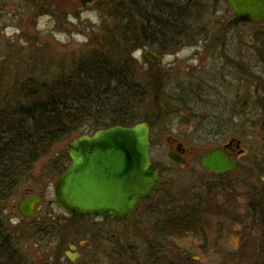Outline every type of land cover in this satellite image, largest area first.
<instances>
[{
    "label": "rangeland",
    "instance_id": "rangeland-1",
    "mask_svg": "<svg viewBox=\"0 0 264 264\" xmlns=\"http://www.w3.org/2000/svg\"><path fill=\"white\" fill-rule=\"evenodd\" d=\"M216 7L213 22L207 17L197 26L203 38L162 55L161 65L169 73L164 95L171 110L158 114L152 103L145 101L134 111L140 120L157 127L149 152L161 173L152 200L140 204L126 220L71 217L56 200L58 176L49 174L44 163L66 155L65 144L55 147L5 206L9 225L18 234L25 233L22 251L32 257L31 264H42L45 248L52 242L63 255L67 244L83 242L87 248L82 251L91 256L87 264H188L174 242L159 234L163 212L168 209L160 215L153 210L159 199L174 202L178 208L200 204L203 230L197 246L192 247L195 264H261L264 85L255 77L264 78V25L239 23L235 27L236 18L227 0H216ZM102 16L101 10H86L75 0H0V75L14 68L17 80L52 77L59 66H69L99 35L105 21ZM148 50L135 51L132 59L138 64L148 62L149 67L143 70L149 68L153 73V63L144 58ZM170 130L188 150L190 162L184 167L168 158ZM233 139L241 141L246 152L240 170L224 179L201 166L200 158L209 149ZM26 191L42 197L37 216L27 222L17 210ZM48 221L54 230L45 232ZM52 232L60 234L51 238ZM85 259L77 264H86Z\"/></svg>",
    "mask_w": 264,
    "mask_h": 264
},
{
    "label": "trees",
    "instance_id": "trees-1",
    "mask_svg": "<svg viewBox=\"0 0 264 264\" xmlns=\"http://www.w3.org/2000/svg\"><path fill=\"white\" fill-rule=\"evenodd\" d=\"M94 8L102 11L103 29L69 66H59L48 79L17 80L14 68L0 75V264H28L22 251L25 233L15 232L4 211L37 161L84 134L142 122L152 126L134 111L145 101L158 114L168 111L165 78L147 75L132 59L133 53L149 47L161 56L173 54L187 42L203 38L197 26L207 17L213 22L217 12L216 0H99ZM238 24L235 19L233 26ZM152 67L153 73L160 71ZM255 78L264 85V78ZM262 106L264 113V98ZM67 155L66 150L64 162L69 161ZM154 193L141 204L152 200ZM161 201L153 208L159 215L168 208L159 234L174 242L185 262L195 264L192 247L203 230L200 204L178 208L174 202ZM50 224L44 226L45 232L54 230ZM259 259L264 264V246Z\"/></svg>",
    "mask_w": 264,
    "mask_h": 264
},
{
    "label": "water",
    "instance_id": "water-1",
    "mask_svg": "<svg viewBox=\"0 0 264 264\" xmlns=\"http://www.w3.org/2000/svg\"><path fill=\"white\" fill-rule=\"evenodd\" d=\"M85 9H91L98 0H78ZM230 11L241 24L264 23V0H227ZM146 57L159 62L152 52ZM148 123L131 127L114 126L83 135L68 146L72 161L61 175L56 187L57 203L73 217L92 215L128 219L138 200L148 198L160 185V168L150 158L151 142ZM238 150L237 158L232 151ZM230 151V152H228ZM245 154L241 141L231 140L224 146L209 150L200 158V164L215 176L233 174L240 167L239 157ZM170 161L185 166L186 161L171 151ZM41 198L30 197L19 205L23 219L36 216Z\"/></svg>",
    "mask_w": 264,
    "mask_h": 264
},
{
    "label": "flooded vegetation",
    "instance_id": "flooded-vegetation-1",
    "mask_svg": "<svg viewBox=\"0 0 264 264\" xmlns=\"http://www.w3.org/2000/svg\"><path fill=\"white\" fill-rule=\"evenodd\" d=\"M144 58L149 60V58L146 57V56ZM161 58H163V56ZM220 58H222V57L220 56ZM227 63L228 62L225 61V64H227ZM156 64H157L156 67L158 69H161V70L158 71V72H155V73H151V71L148 68V70L146 69L147 70V75H154V76H158V77H167V76H169V73H168L167 69L166 70L163 69V67L161 65L162 64V59H161V61L159 63H156ZM139 65H140L141 69L149 67V63L148 62H146L145 64L139 63ZM146 65H148V66L146 67ZM167 79H169V78H167ZM220 84L221 83H219V85ZM188 90H189V88H188ZM158 107L159 108H163V106H161V105H159ZM149 125H150V130L149 131H150V140H151V137L155 133L154 130H157V127L155 126V124H152V126H151V124H149ZM163 131H167V130L164 129ZM159 132L161 133V131H159ZM168 138L169 139L166 140V141H167V144L169 146V152L171 151L177 157H180L181 159L186 161V165H188L189 162H190L189 161L190 158L187 156V151L188 150L185 147V144L182 143L181 140H179L178 138L173 137V131H171V130H170V134H169ZM151 144H152V140H151ZM236 153H237V150L232 151V155H233L234 158H236ZM46 158L47 157L42 158L39 161H37L35 166L37 164H39L42 160H45ZM63 159L64 158H59L58 160L52 159V161H50L51 160L50 159L48 162L44 161V163H47L46 167H48L46 169V171L48 172V170H50L49 174H51L53 172V173H55L58 176V179L56 181V185H57V182H58L59 178L61 177V175L63 173H65L69 169V167L72 165V162H71L70 158H69V161H67V162L66 161L64 162ZM44 163L41 162L40 165H42ZM56 185H55V187H56ZM26 195H25V199L23 198V200L20 203L24 202L29 197L34 196V195H38V194L30 193V191H26ZM92 217H99V216H92ZM49 234L51 235V238H57L60 233H53L52 232V233H49ZM48 244H49L48 247L45 248V252L46 253L43 254L45 259L43 260L42 264H77L79 261H81V259H85V258H87V259L84 260L86 264L89 263V261H90V258H91L90 254L82 251L83 247L87 248L86 245H83V242H80L78 245L67 244V246H66V250L67 251H65L64 255L61 253V251H59L58 247H55V246L52 245V244H55V243L52 242V243H48ZM87 244H88V242H87ZM50 245H52V246H50ZM30 259H32V257L31 256H27V254H25L24 260L28 264H31L29 262Z\"/></svg>",
    "mask_w": 264,
    "mask_h": 264
},
{
    "label": "bare ground",
    "instance_id": "bare-ground-1",
    "mask_svg": "<svg viewBox=\"0 0 264 264\" xmlns=\"http://www.w3.org/2000/svg\"><path fill=\"white\" fill-rule=\"evenodd\" d=\"M137 51H140V50H137ZM148 51H149V52H152L153 54H157V53L154 52L153 50H148ZM224 59H225V61H229V60L227 59V56H224ZM162 78H163V77H162ZM164 78H165V83H164L163 85H164V89H165V88H166V85H165V84H166V80H167L168 77H164ZM93 134H95V132H94V133H91V134H87V135L92 136ZM208 151H209V150H208ZM67 154L69 155V153H67ZM68 155H67V156H68ZM68 157H69V156H68ZM69 158H70V157H69ZM150 158H151V156H150ZM151 161H152V159H151ZM152 163H154V162L152 161ZM154 164H156V163H154ZM156 165H157V164H156ZM158 166H159V165H158ZM181 167H184V166H181ZM159 168H160V167H159ZM63 174H64V173H63ZM63 174H62V175H63ZM159 175H160V173H159ZM158 188H159V187H158ZM158 188H157V189H158ZM157 189H156V190H157ZM156 190H154L152 193H154ZM146 199H147V198H146ZM146 199L138 200L135 209L141 204L142 201H144V200H146ZM135 209L133 210V212L135 211ZM133 212H132V213H133Z\"/></svg>",
    "mask_w": 264,
    "mask_h": 264
}]
</instances>
